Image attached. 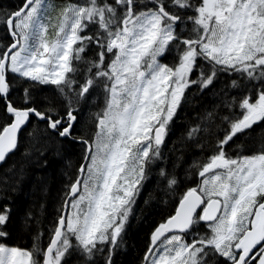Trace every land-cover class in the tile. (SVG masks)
Here are the masks:
<instances>
[{
	"label": "snow or ice",
	"instance_id": "obj_1",
	"mask_svg": "<svg viewBox=\"0 0 264 264\" xmlns=\"http://www.w3.org/2000/svg\"><path fill=\"white\" fill-rule=\"evenodd\" d=\"M145 192L135 264H264V0H0V264H131Z\"/></svg>",
	"mask_w": 264,
	"mask_h": 264
},
{
	"label": "trees",
	"instance_id": "obj_2",
	"mask_svg": "<svg viewBox=\"0 0 264 264\" xmlns=\"http://www.w3.org/2000/svg\"><path fill=\"white\" fill-rule=\"evenodd\" d=\"M59 2V0H57ZM52 169L50 172L49 180V193L48 200L51 201L52 197L56 194V188L59 186V181L61 179V164L59 161H52ZM148 199V194L142 193L140 199L137 200V205L135 208L134 215L130 220V228L128 230L126 240L127 247H129L130 255L128 257L131 264H135L136 259L142 253L146 241L147 235L155 221L159 219L160 208L155 205V203L149 200L148 203L144 201ZM39 211V209H35ZM48 211H51V203L48 205ZM40 217L42 223L47 222V213L40 212ZM21 243L29 244L30 241L27 236H25Z\"/></svg>",
	"mask_w": 264,
	"mask_h": 264
}]
</instances>
